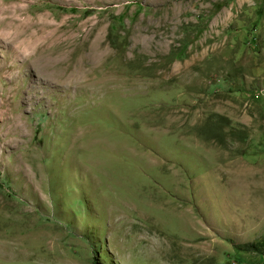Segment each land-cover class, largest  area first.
Masks as SVG:
<instances>
[{
    "label": "rangeland",
    "instance_id": "obj_1",
    "mask_svg": "<svg viewBox=\"0 0 264 264\" xmlns=\"http://www.w3.org/2000/svg\"><path fill=\"white\" fill-rule=\"evenodd\" d=\"M0 264H264V0H0Z\"/></svg>",
    "mask_w": 264,
    "mask_h": 264
}]
</instances>
